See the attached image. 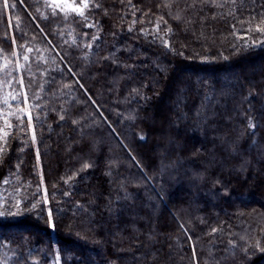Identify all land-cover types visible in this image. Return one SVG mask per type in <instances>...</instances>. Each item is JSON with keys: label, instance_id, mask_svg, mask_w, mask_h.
<instances>
[{"label": "trees", "instance_id": "1", "mask_svg": "<svg viewBox=\"0 0 264 264\" xmlns=\"http://www.w3.org/2000/svg\"><path fill=\"white\" fill-rule=\"evenodd\" d=\"M85 3L0 0V264H264V0Z\"/></svg>", "mask_w": 264, "mask_h": 264}, {"label": "rangeland", "instance_id": "2", "mask_svg": "<svg viewBox=\"0 0 264 264\" xmlns=\"http://www.w3.org/2000/svg\"><path fill=\"white\" fill-rule=\"evenodd\" d=\"M51 2L66 11H71L72 8H82L85 0H51Z\"/></svg>", "mask_w": 264, "mask_h": 264}, {"label": "snow or ice", "instance_id": "3", "mask_svg": "<svg viewBox=\"0 0 264 264\" xmlns=\"http://www.w3.org/2000/svg\"><path fill=\"white\" fill-rule=\"evenodd\" d=\"M5 6H7V5H5ZM57 7H60L59 5H57ZM88 7V4L87 3H84L83 4V8H87ZM83 8H72L71 9V11L72 12H78L79 13V15L80 16H83L84 15V12H83ZM61 10H63V9H61ZM257 31H264V30H262V29H260V28H257L256 29ZM164 44H165V46H167V42L165 41L164 42ZM262 46H264V42H262ZM24 59L25 60H27L28 59V57H24ZM5 135H7V133H5ZM34 138V137H33ZM19 201H17V207H19ZM33 207H35V205H33ZM4 212H0V216H4ZM10 215H15L16 213H9ZM51 216H52V213H51V211H49V213H48V217H49V220L51 221ZM213 231H215V229H213ZM260 251H264V248H261L260 249Z\"/></svg>", "mask_w": 264, "mask_h": 264}]
</instances>
